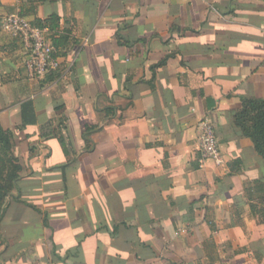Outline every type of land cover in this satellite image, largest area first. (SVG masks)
Segmentation results:
<instances>
[{
	"label": "crops",
	"instance_id": "crops-1",
	"mask_svg": "<svg viewBox=\"0 0 264 264\" xmlns=\"http://www.w3.org/2000/svg\"><path fill=\"white\" fill-rule=\"evenodd\" d=\"M13 12L55 15L64 78L30 76ZM263 29L264 0H0V125L22 166L0 264H264V160L233 123L264 97ZM203 117L220 166L198 164Z\"/></svg>",
	"mask_w": 264,
	"mask_h": 264
},
{
	"label": "built area",
	"instance_id": "built-area-1",
	"mask_svg": "<svg viewBox=\"0 0 264 264\" xmlns=\"http://www.w3.org/2000/svg\"><path fill=\"white\" fill-rule=\"evenodd\" d=\"M1 26L23 43L28 52L26 66L30 76L44 78L46 74L54 73L51 81H59L69 73L71 64H61L59 57L53 54L54 45L46 28L33 25L25 16L16 12L3 16ZM198 127L199 166L203 167L207 163L222 165L223 159L213 123L208 117H203Z\"/></svg>",
	"mask_w": 264,
	"mask_h": 264
},
{
	"label": "trees",
	"instance_id": "trees-1",
	"mask_svg": "<svg viewBox=\"0 0 264 264\" xmlns=\"http://www.w3.org/2000/svg\"><path fill=\"white\" fill-rule=\"evenodd\" d=\"M55 20H57L55 15H51L45 19H37L32 24L40 28H46L53 45L55 47H59L62 39L60 35H56L57 31L55 29L56 25L54 24ZM53 54L55 56L58 55L56 49ZM52 76L54 77V73L46 74L44 77L45 81H51L53 79ZM233 123L241 131L242 135L251 140L255 151L264 160V97H243L241 107L233 113ZM93 128L94 127L92 125H86L84 132H89V130ZM58 138L64 145L62 136H58ZM85 142H87L86 139ZM14 145V135L12 131L4 129L0 125V150L3 149V151H8L12 149ZM63 151L67 156L68 153L65 146L63 147ZM6 161L9 164V167L7 168L9 171V181L7 184L0 183V216L5 205L6 197L16 186L17 179L22 172L20 161L17 163V161H12L10 158ZM262 194V197H264V192ZM261 206L257 211L260 216L264 218V205Z\"/></svg>",
	"mask_w": 264,
	"mask_h": 264
},
{
	"label": "rangeland",
	"instance_id": "rangeland-1",
	"mask_svg": "<svg viewBox=\"0 0 264 264\" xmlns=\"http://www.w3.org/2000/svg\"><path fill=\"white\" fill-rule=\"evenodd\" d=\"M14 144L15 145L13 146V148L8 150V151H3V149L0 150V183L7 184L8 181H9V179H8L9 171L7 170V168L9 167V164H8V162L6 160L8 158H10L12 161L13 160L15 162L17 161V163H18V161H20L19 151L16 148L15 140H14ZM259 201H260L261 205H264V197H262V199L259 200Z\"/></svg>",
	"mask_w": 264,
	"mask_h": 264
}]
</instances>
